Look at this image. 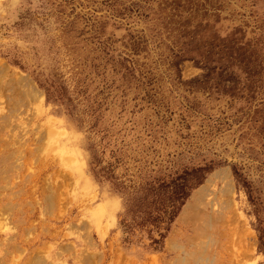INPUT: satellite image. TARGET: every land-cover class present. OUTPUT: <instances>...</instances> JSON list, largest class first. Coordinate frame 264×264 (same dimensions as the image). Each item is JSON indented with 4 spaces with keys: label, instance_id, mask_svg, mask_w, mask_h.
Here are the masks:
<instances>
[{
    "label": "rangeland",
    "instance_id": "1",
    "mask_svg": "<svg viewBox=\"0 0 264 264\" xmlns=\"http://www.w3.org/2000/svg\"><path fill=\"white\" fill-rule=\"evenodd\" d=\"M0 64V264H264V0H0Z\"/></svg>",
    "mask_w": 264,
    "mask_h": 264
},
{
    "label": "bare ground",
    "instance_id": "2",
    "mask_svg": "<svg viewBox=\"0 0 264 264\" xmlns=\"http://www.w3.org/2000/svg\"><path fill=\"white\" fill-rule=\"evenodd\" d=\"M4 71H5V67L2 64H0V72L3 74ZM15 80H17V81H15L16 82L15 84L18 83V84H20L19 87H23V88L26 89L27 94L29 95V97L32 98V95H33L35 98H37V96H39V93L37 92V90L33 86L30 85V83L28 82V80L26 78L18 75V77H16ZM219 175L220 176H218L216 174V175L213 176V178L224 177L223 179H227L224 174L221 173ZM212 180L213 179L209 180L208 183H211ZM209 186H207V188L200 189L192 197L194 205H195L194 212L197 210L196 207H198V205H200L201 203L203 204V202H204L203 201L204 200L203 196L208 191V187ZM226 187H227V184L225 183L224 186L219 188L220 192L217 191V190H214V192H212V194H211L212 197L210 199H208L207 204L210 205V207L211 206L215 207V205H217L218 208H217V210L213 211V213H214L213 215L203 216L202 219H201V221H202L201 224L205 223L209 227V226H212L211 224H213L214 221H217V220L220 219L222 213L224 212L223 210L225 209V206L227 205V203H226L227 200H225V196H226V193H227L226 192L227 191ZM187 210H188V208H187ZM184 213L186 215H189V213L191 214V212L189 210L184 212ZM197 216H198V214H197V212H195L194 214L192 213L189 217L190 218L191 217H196L197 218ZM230 222H231V220H230ZM201 224H200V226H201Z\"/></svg>",
    "mask_w": 264,
    "mask_h": 264
}]
</instances>
